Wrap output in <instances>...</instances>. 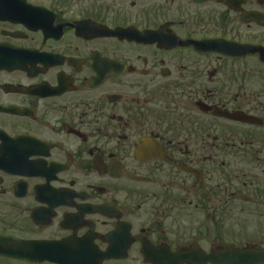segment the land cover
<instances>
[{
	"label": "flooded vegetation",
	"instance_id": "flooded-vegetation-1",
	"mask_svg": "<svg viewBox=\"0 0 264 264\" xmlns=\"http://www.w3.org/2000/svg\"><path fill=\"white\" fill-rule=\"evenodd\" d=\"M221 36L264 48V0H0V264L264 251V64Z\"/></svg>",
	"mask_w": 264,
	"mask_h": 264
},
{
	"label": "water",
	"instance_id": "water-1",
	"mask_svg": "<svg viewBox=\"0 0 264 264\" xmlns=\"http://www.w3.org/2000/svg\"><path fill=\"white\" fill-rule=\"evenodd\" d=\"M252 261V260H251ZM251 261H249V262H251Z\"/></svg>",
	"mask_w": 264,
	"mask_h": 264
}]
</instances>
